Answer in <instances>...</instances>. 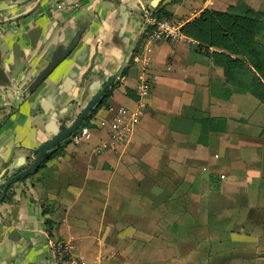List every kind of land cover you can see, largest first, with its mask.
<instances>
[{
    "label": "crops",
    "instance_id": "crops-1",
    "mask_svg": "<svg viewBox=\"0 0 264 264\" xmlns=\"http://www.w3.org/2000/svg\"><path fill=\"white\" fill-rule=\"evenodd\" d=\"M237 1L0 0V193L73 112L85 73L119 74L85 126L90 138L66 139L8 187L0 264H50L49 242H68L85 264H264V105L249 93L219 98L221 67L183 32L147 42L145 13L162 9L171 15L162 19L184 25ZM241 1L264 12V0ZM79 28L72 52L30 92ZM141 75L142 113L113 142L119 110L139 109ZM197 117L223 118L225 130L200 143Z\"/></svg>",
    "mask_w": 264,
    "mask_h": 264
},
{
    "label": "trees",
    "instance_id": "trees-1",
    "mask_svg": "<svg viewBox=\"0 0 264 264\" xmlns=\"http://www.w3.org/2000/svg\"><path fill=\"white\" fill-rule=\"evenodd\" d=\"M153 15L157 20L171 17L162 9ZM181 31L197 42V49L207 54L214 65L221 67L223 85L215 86L219 98L249 93L264 105V44L258 40L264 38V12L254 11L239 0L225 11L204 9L198 17L182 25ZM210 48L215 50L209 51ZM103 77H95L94 81L103 84ZM110 93L107 90L103 94L91 115L98 108L106 107ZM91 115L83 120L82 126L88 125ZM195 123L199 126L200 143L205 142L208 133L222 132L226 126L223 118L197 117ZM59 153L54 150L46 159ZM45 224L50 232V221L46 220Z\"/></svg>",
    "mask_w": 264,
    "mask_h": 264
},
{
    "label": "water",
    "instance_id": "water-1",
    "mask_svg": "<svg viewBox=\"0 0 264 264\" xmlns=\"http://www.w3.org/2000/svg\"><path fill=\"white\" fill-rule=\"evenodd\" d=\"M83 32V28H79L71 42L68 44H61L55 51L52 59L48 64L41 70L37 76L32 80L29 91L32 92L46 77L47 75L56 67L63 59H65L75 48L77 41ZM119 74L113 76L111 79H104V83L100 87H97L94 78L101 77L98 74L90 75L89 71L85 73L82 79L79 81L78 89L73 102V112L64 115V119L58 126V130L54 132L52 137L48 140L43 141L36 149V155L33 157L31 163L21 170H17L15 174L11 175L6 179L0 193V201L3 199L7 189L13 183L23 180L31 175H33L41 166V164L46 159L47 155L54 151L58 145L68 139L74 132L82 125L83 120L91 115L100 100L102 99L105 91L113 84L115 78ZM0 76H2L0 72ZM102 76H104L102 74ZM77 75L75 76V79ZM15 169V168H14Z\"/></svg>",
    "mask_w": 264,
    "mask_h": 264
},
{
    "label": "built area",
    "instance_id": "built-area-1",
    "mask_svg": "<svg viewBox=\"0 0 264 264\" xmlns=\"http://www.w3.org/2000/svg\"><path fill=\"white\" fill-rule=\"evenodd\" d=\"M214 0H205L208 6H213ZM146 22L151 26L150 33L147 37V42L152 44L155 41L161 39H183L184 34L181 31L182 25L177 21L172 20H157L148 13H145ZM135 62L141 61L143 65L148 66L149 60L144 57L142 60L133 57ZM149 86L145 82L144 76L139 77V83L136 86V93L138 96L139 109L129 113L124 109H120L117 116L112 123V140L113 142L121 139H126L131 133L132 125L137 122L138 118L144 108L143 100L148 96ZM89 129L85 126H80L74 134L69 138L73 142L78 143L82 140H88L90 138ZM48 259L50 264H85V262L72 254V246L68 242H49Z\"/></svg>",
    "mask_w": 264,
    "mask_h": 264
}]
</instances>
